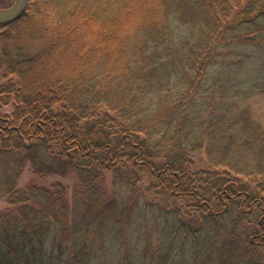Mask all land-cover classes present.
Returning a JSON list of instances; mask_svg holds the SVG:
<instances>
[{
	"label": "trees",
	"instance_id": "obj_1",
	"mask_svg": "<svg viewBox=\"0 0 264 264\" xmlns=\"http://www.w3.org/2000/svg\"><path fill=\"white\" fill-rule=\"evenodd\" d=\"M1 72L17 77L0 83V101L14 102L0 106L3 186L24 214L0 222V264L63 257L45 245L38 207L65 188L16 189L28 161L38 174L85 173L91 190L103 170L130 167L191 202L200 226L175 212L166 229L172 243L195 242V264L214 233L217 264H264V0H29L0 24ZM80 244L67 264H89Z\"/></svg>",
	"mask_w": 264,
	"mask_h": 264
},
{
	"label": "rangeland",
	"instance_id": "obj_2",
	"mask_svg": "<svg viewBox=\"0 0 264 264\" xmlns=\"http://www.w3.org/2000/svg\"><path fill=\"white\" fill-rule=\"evenodd\" d=\"M14 1L0 0V6H10ZM50 6L47 4V8ZM22 33L24 40L30 44H37L41 40L25 29ZM2 72L0 83H17L15 75L4 77ZM39 73H43L40 66L33 71V79L38 80ZM4 96L6 93L1 94V97ZM0 102L2 113L13 112L14 102L9 105ZM60 110L61 105H56L55 111ZM31 142L29 139L25 141L26 144ZM56 151L52 149L54 154ZM7 158V154H0V222H10L13 225L16 216L19 213L24 214L21 212L24 203H16L17 196L6 192L3 186V178L9 172L4 176L1 171H5L11 164ZM199 164L197 159L190 169H196ZM36 169L31 162H26L16 180L15 188L27 192L31 186L49 190H53L55 185L64 186V199H61V203H57V198L50 203L51 200L44 197L38 207L42 212L49 214L50 222L46 223L44 241L47 248L53 244L57 245V257L60 251L63 252L60 264H67L73 249L80 243L85 244V241H88L89 248L92 247L93 250L89 264H195L193 255L199 248L195 246V242L189 240L185 244L181 241L172 243L169 239L172 236L169 237L166 229L167 226L171 227L170 222H173L175 212H181L179 216L182 222H191L193 228L200 226L198 213L192 209L194 207L186 198H178L167 190L152 187V182L147 177L132 175L134 173L130 167L120 172L103 170L98 183L99 189L92 190L85 183V173H75L66 167L60 174L48 172L49 168L38 174L40 171L36 172ZM64 200L67 203L66 208ZM188 206L194 213L187 214ZM191 214L194 215V220ZM245 222L240 221L238 226L244 225ZM231 227V223L227 228L224 227L220 237L231 230ZM191 238L193 239L192 236ZM218 238L214 233L206 245L201 244L203 252L201 251L198 264H217L218 256L214 252L219 245Z\"/></svg>",
	"mask_w": 264,
	"mask_h": 264
},
{
	"label": "water",
	"instance_id": "obj_3",
	"mask_svg": "<svg viewBox=\"0 0 264 264\" xmlns=\"http://www.w3.org/2000/svg\"><path fill=\"white\" fill-rule=\"evenodd\" d=\"M27 0H15L6 7L0 6V24H7L18 19L25 11Z\"/></svg>",
	"mask_w": 264,
	"mask_h": 264
}]
</instances>
